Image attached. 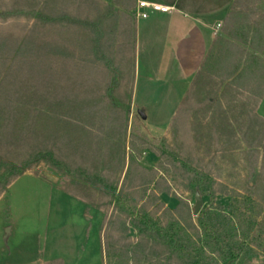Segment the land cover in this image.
<instances>
[{"label": "rangeland", "instance_id": "1", "mask_svg": "<svg viewBox=\"0 0 264 264\" xmlns=\"http://www.w3.org/2000/svg\"><path fill=\"white\" fill-rule=\"evenodd\" d=\"M85 1L0 0V12L15 15L0 19L2 39L23 35L47 52H57L59 79L66 76L59 85L66 95L56 104L41 94L11 95L23 109L14 119L25 128L33 126L37 145H54L58 160L69 164L72 174L75 167L106 165L109 183L117 190L142 192L136 186L153 175L150 191H155L156 183L170 187L168 195L158 194L159 200L170 209L180 205L184 213L192 214L196 201L191 177L182 173L172 154L180 149L200 161L207 173L221 175L213 183L215 189L232 188L238 175L246 174L249 143L260 146L258 163L264 161V123L254 111L255 95L246 89L234 95L233 89H217L221 79L212 76L204 78L211 89H201L205 84L200 86L198 78L187 89L172 54L163 55L164 45H158L163 38L155 36L151 46L142 32L136 40L131 29L119 42L118 23L108 21L105 2L88 0L93 11L87 14ZM104 57L119 74L114 91ZM8 83L7 89H13ZM32 109L37 111L34 119ZM179 110L183 119L177 122L183 125L175 128ZM132 158L143 170L141 175H135L133 166L127 176ZM72 174L40 163L0 196V264H110L109 248L119 253L112 264H121L120 253L133 252L140 238L131 219L115 204L104 210L91 206L77 189L83 182ZM94 194L95 202L103 199L98 191ZM150 200L144 207L148 213L164 216V208ZM203 203L202 208L206 200ZM222 204L229 205V198L220 196L216 206ZM167 221L165 217L163 223Z\"/></svg>", "mask_w": 264, "mask_h": 264}, {"label": "trees", "instance_id": "2", "mask_svg": "<svg viewBox=\"0 0 264 264\" xmlns=\"http://www.w3.org/2000/svg\"><path fill=\"white\" fill-rule=\"evenodd\" d=\"M234 9L236 10L235 7ZM12 15L15 17L14 14L0 12V19L6 21L13 17ZM97 31L101 38L99 25ZM2 38L3 36H0V196L18 178L40 163L51 169H61L64 173L72 174L68 168L70 165L58 160L54 145H37L35 135L31 131L33 126L28 124L31 127L25 128V125H20L14 119L22 108L17 107L14 98H11L13 92L15 96L21 97L36 93L46 96L49 102L56 104L63 95L65 96L66 90L59 89L66 76H62L61 82L57 52H47L45 46H40L23 35H10L7 42ZM101 60L107 64L113 76L110 89L114 91L119 84L117 68L110 59L104 57ZM9 81L14 85L13 89H7ZM29 84H33L34 88L29 89ZM235 93L239 94V89L233 91V95ZM263 94L264 92L260 93V99ZM180 110L173 120L175 128L183 125L182 121L177 122L178 119H183V112ZM32 112L34 119L37 111L32 109L30 113ZM257 119L264 123L263 120ZM162 141L166 142V138ZM259 149V145L249 143L247 150L250 160L246 166V174L240 173L239 182H235L232 188L223 189H215L213 185L221 175L207 173L204 167H201L200 161L188 155L186 157L180 149L171 155V158L180 162L182 173L191 177L190 189L194 196L199 192L203 200H206V206L196 218L192 212L184 213L180 205L174 209L166 208L159 200L158 194L168 195L171 189L167 186L163 188L162 185L160 187L159 183H156L155 191H150L149 186L155 181L153 175L143 182L142 186H136L142 190L140 192L117 190L113 187L109 183L110 173L106 165L100 169L98 166L75 167L73 172L83 182V186L77 187L78 191L83 193L82 198L91 206L104 210L115 204L131 219V226L140 241L133 245L132 253L129 250L120 253L121 264H163V260L167 264H264V161L258 163ZM96 157L100 159L101 156ZM133 166L135 175H141L139 173L143 170L132 158L127 176ZM140 179L136 176L138 182ZM96 191L101 194L99 197L103 198L98 202H95ZM127 192L135 193L128 195ZM220 196L229 198L230 204L216 206ZM149 200H156V203L164 208L165 215L157 218L158 215L152 216L148 213L144 207ZM186 208L188 209L187 205ZM165 217H168V221L164 224ZM109 250L106 258L108 263L112 264L119 253L117 249Z\"/></svg>", "mask_w": 264, "mask_h": 264}, {"label": "crops", "instance_id": "3", "mask_svg": "<svg viewBox=\"0 0 264 264\" xmlns=\"http://www.w3.org/2000/svg\"><path fill=\"white\" fill-rule=\"evenodd\" d=\"M140 1L158 3L173 11L152 13L148 19H141L137 16ZM103 2L111 15L108 21L118 23L119 42L123 37L126 39L131 29L135 30L136 40L141 39L142 32L151 46L156 42H152L155 36L163 38L158 45H164L162 53L172 54L187 89L193 87L195 79L200 80L201 86L204 78L212 76L221 79L222 85L217 89H246L256 100L260 99V93L264 92V0ZM85 3L88 14L93 7L88 0ZM112 14L118 18L113 19ZM210 86L205 84L201 89H211ZM254 109L256 117L264 121V94Z\"/></svg>", "mask_w": 264, "mask_h": 264}, {"label": "built area", "instance_id": "4", "mask_svg": "<svg viewBox=\"0 0 264 264\" xmlns=\"http://www.w3.org/2000/svg\"><path fill=\"white\" fill-rule=\"evenodd\" d=\"M173 8L148 1H140L138 3V18L148 19L152 13H171Z\"/></svg>", "mask_w": 264, "mask_h": 264}, {"label": "water", "instance_id": "5", "mask_svg": "<svg viewBox=\"0 0 264 264\" xmlns=\"http://www.w3.org/2000/svg\"><path fill=\"white\" fill-rule=\"evenodd\" d=\"M140 117L143 119V120H146L147 117L146 115L143 113V112H138ZM195 206H194V209H193V214L194 216H198L200 210L202 209L203 207V198L201 196V194L198 192L196 193V196H195Z\"/></svg>", "mask_w": 264, "mask_h": 264}]
</instances>
